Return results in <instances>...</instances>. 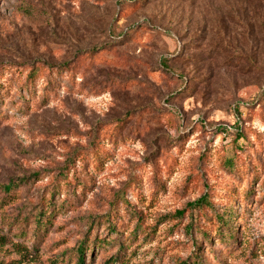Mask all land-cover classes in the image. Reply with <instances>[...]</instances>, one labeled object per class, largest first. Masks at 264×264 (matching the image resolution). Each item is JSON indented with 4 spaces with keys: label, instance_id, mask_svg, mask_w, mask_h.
<instances>
[{
    "label": "rangeland",
    "instance_id": "1",
    "mask_svg": "<svg viewBox=\"0 0 264 264\" xmlns=\"http://www.w3.org/2000/svg\"><path fill=\"white\" fill-rule=\"evenodd\" d=\"M86 240V264H264V0H0V264Z\"/></svg>",
    "mask_w": 264,
    "mask_h": 264
},
{
    "label": "trees",
    "instance_id": "2",
    "mask_svg": "<svg viewBox=\"0 0 264 264\" xmlns=\"http://www.w3.org/2000/svg\"><path fill=\"white\" fill-rule=\"evenodd\" d=\"M263 1V0H262ZM96 48V47H95ZM70 66H72L71 62H63L62 64H59V65H52V64H48V69L49 70H52V69H65V70H71L70 69ZM74 70V69H73ZM71 70V74H75V70L73 71ZM34 76V75H33ZM222 130H226V131H229L227 130L226 128L224 127H221ZM111 138L114 137V139L116 138L115 136L113 135H110ZM105 142V141H104ZM11 187V186H9ZM46 202V200H45ZM209 204V200H208V197L206 195L204 196H201L200 198H198L197 200L195 201H192V202H189L187 204L188 207H192V208H198V207H202L204 205H208ZM45 206L47 205L48 208H49V205H52V198L49 200V203H45L44 204ZM183 210H181L178 214L179 215H182L183 214ZM52 214L49 209L46 210V208L44 207H41V209L39 210V223H41L40 225L42 226H47V223H44V221L46 220H50V218L48 217V214ZM45 219V220H44ZM220 220L222 221V225L224 224H228L230 222L229 219L225 220L224 218H220ZM109 221H111V218H109ZM110 227H112L111 229L112 230V233H115L117 230L115 224L113 223H110L109 224ZM219 231H220V234H221V231H222V227L219 228ZM222 239H225L224 236H220ZM229 238H233V239H236L237 237H235V234L231 233L229 235ZM86 242L88 243V240L84 241V242H81L80 246L78 247L77 249V264H86V259H85V253H86V250L88 249V245L86 244ZM96 243V246L97 247H101V246H104L105 245V241H102L101 239L99 240H96L94 239L93 240V243H92V247L94 246V244ZM195 246H198V249H201V246H199V243L196 241L195 242ZM119 246L120 247H124L123 243L122 242H119ZM121 259V254L120 253H117V254H114L112 256H110L107 260H106V263L105 264H114L115 262H118L119 260ZM192 263L193 264H199L198 260L196 257L193 258L192 260Z\"/></svg>",
    "mask_w": 264,
    "mask_h": 264
}]
</instances>
